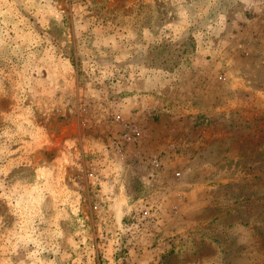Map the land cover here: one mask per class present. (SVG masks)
Masks as SVG:
<instances>
[{
    "label": "rangeland",
    "instance_id": "1",
    "mask_svg": "<svg viewBox=\"0 0 264 264\" xmlns=\"http://www.w3.org/2000/svg\"><path fill=\"white\" fill-rule=\"evenodd\" d=\"M0 264H264V0H0Z\"/></svg>",
    "mask_w": 264,
    "mask_h": 264
}]
</instances>
